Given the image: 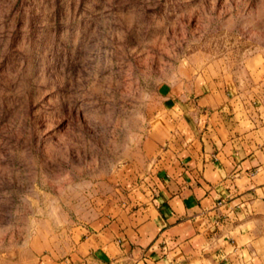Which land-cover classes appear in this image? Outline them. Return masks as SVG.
I'll return each mask as SVG.
<instances>
[{
    "label": "rangeland",
    "instance_id": "374dc122",
    "mask_svg": "<svg viewBox=\"0 0 264 264\" xmlns=\"http://www.w3.org/2000/svg\"><path fill=\"white\" fill-rule=\"evenodd\" d=\"M204 68L264 107V0H0V264L113 215L159 87Z\"/></svg>",
    "mask_w": 264,
    "mask_h": 264
},
{
    "label": "crops",
    "instance_id": "0c3cea01",
    "mask_svg": "<svg viewBox=\"0 0 264 264\" xmlns=\"http://www.w3.org/2000/svg\"><path fill=\"white\" fill-rule=\"evenodd\" d=\"M195 74L159 87L114 214L37 264H264V107L221 72Z\"/></svg>",
    "mask_w": 264,
    "mask_h": 264
}]
</instances>
